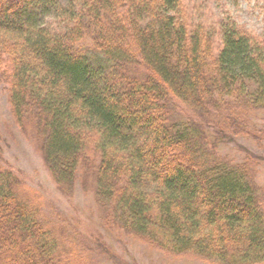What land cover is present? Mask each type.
I'll return each mask as SVG.
<instances>
[{
	"label": "trees",
	"instance_id": "1",
	"mask_svg": "<svg viewBox=\"0 0 264 264\" xmlns=\"http://www.w3.org/2000/svg\"><path fill=\"white\" fill-rule=\"evenodd\" d=\"M45 1L0 0V86L57 192L70 200L79 178L107 232L166 257L264 264L258 163L217 151L264 140L249 126L264 111V36L229 17L194 26L183 0H55L50 30L31 12ZM73 225L44 217L0 137V264H95L87 240L115 257Z\"/></svg>",
	"mask_w": 264,
	"mask_h": 264
},
{
	"label": "rangeland",
	"instance_id": "2",
	"mask_svg": "<svg viewBox=\"0 0 264 264\" xmlns=\"http://www.w3.org/2000/svg\"><path fill=\"white\" fill-rule=\"evenodd\" d=\"M43 3L31 9L37 24L50 30L59 29L62 20L54 7L55 0H46ZM59 3L63 4L64 0H60ZM183 5L194 26L200 25L213 31L219 17H229L248 31L264 36V0H183ZM184 118L185 115L180 110L174 115V119ZM263 124L264 111L257 112L250 118L249 126L252 128H260ZM206 132L212 140V133L207 130ZM0 137L5 162L24 177L30 189L38 193L44 217L54 220L60 215L71 220L73 226L87 237V233H93L94 230L103 235L104 242L111 248L115 257L110 259L87 240L86 245L92 250L95 264H203L187 259H172L121 233L107 232L100 224L92 192L89 189L84 191L79 178L75 184L73 197L70 200L62 197L57 192L30 137L23 135L16 127L2 86H0ZM217 151L219 155L234 163H241L245 152H249L258 163L256 182L264 187V140L256 144L251 138L238 136L233 141L220 143Z\"/></svg>",
	"mask_w": 264,
	"mask_h": 264
}]
</instances>
